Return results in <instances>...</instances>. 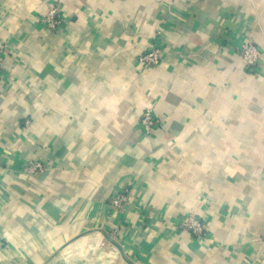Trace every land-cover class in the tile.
<instances>
[{
  "label": "crops",
  "instance_id": "1",
  "mask_svg": "<svg viewBox=\"0 0 264 264\" xmlns=\"http://www.w3.org/2000/svg\"><path fill=\"white\" fill-rule=\"evenodd\" d=\"M246 40L264 50V0H0V264H264V62L245 70ZM33 160L47 170L23 174Z\"/></svg>",
  "mask_w": 264,
  "mask_h": 264
},
{
  "label": "built area",
  "instance_id": "2",
  "mask_svg": "<svg viewBox=\"0 0 264 264\" xmlns=\"http://www.w3.org/2000/svg\"><path fill=\"white\" fill-rule=\"evenodd\" d=\"M44 27L51 32H56L62 25L61 11L58 7L50 6L45 15L41 19ZM7 46L5 44L0 45V81L11 73V69H6L4 66L5 53ZM160 47L158 45L152 46L149 50L144 52L138 57L139 63L143 67L155 66L160 60ZM238 55L242 59L245 70L248 73L258 75L259 70L257 68L263 65L264 62V50L258 48L251 40H246L239 46ZM157 124V119L153 115L152 109H145L140 118L139 126L144 135L150 136L153 132V128ZM30 126V120L25 119L22 122L23 129H27ZM46 165L43 161H29L21 168V172L26 175H33L46 171ZM128 201V194L125 189H119L116 191L107 201L108 206L115 211L121 212L124 205ZM178 228L182 231L189 232L196 238H202L204 235V226L201 220L196 216L189 215L184 219Z\"/></svg>",
  "mask_w": 264,
  "mask_h": 264
},
{
  "label": "rangeland",
  "instance_id": "3",
  "mask_svg": "<svg viewBox=\"0 0 264 264\" xmlns=\"http://www.w3.org/2000/svg\"><path fill=\"white\" fill-rule=\"evenodd\" d=\"M49 31H50V30H49ZM50 32H51V31H50ZM158 38H160V37H158ZM156 39H157V36H156ZM154 45H156V44L151 45L147 50H149V49H150L152 46H154ZM147 50H146V51H147ZM146 51H144V52H146ZM144 52H143V53H144ZM143 53H141V54H143ZM161 53H162V49L160 50V60H161ZM141 54H140V55H141ZM140 55H139V56H140ZM139 56H138V57H139ZM160 60H159V62H160ZM138 62H139V61H138ZM159 62H158V64H159ZM139 64H140V63H139ZM158 64H157V65H158ZM140 65H141V64H140ZM157 65H155V66H157ZM141 66H142V65H141ZM155 66H150V67H143V66H142V67H143L144 69H148V68H154ZM33 161H35V160H33Z\"/></svg>",
  "mask_w": 264,
  "mask_h": 264
},
{
  "label": "water",
  "instance_id": "4",
  "mask_svg": "<svg viewBox=\"0 0 264 264\" xmlns=\"http://www.w3.org/2000/svg\"><path fill=\"white\" fill-rule=\"evenodd\" d=\"M111 243H113L115 246L119 247L118 244L110 237L106 236Z\"/></svg>",
  "mask_w": 264,
  "mask_h": 264
}]
</instances>
